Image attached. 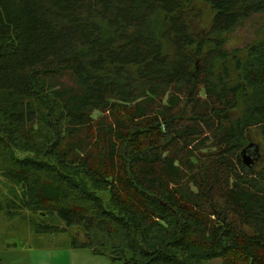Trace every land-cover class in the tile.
<instances>
[{"label": "trees", "instance_id": "16d2710c", "mask_svg": "<svg viewBox=\"0 0 264 264\" xmlns=\"http://www.w3.org/2000/svg\"><path fill=\"white\" fill-rule=\"evenodd\" d=\"M201 1L0 0V210L127 264H264V38L228 47L264 0Z\"/></svg>", "mask_w": 264, "mask_h": 264}, {"label": "rangeland", "instance_id": "374dc122", "mask_svg": "<svg viewBox=\"0 0 264 264\" xmlns=\"http://www.w3.org/2000/svg\"><path fill=\"white\" fill-rule=\"evenodd\" d=\"M207 11L209 6L195 0ZM264 12L254 14L235 31L228 34V47L239 48L242 62L248 58L251 46L264 38ZM241 71L233 69L238 79ZM245 95L241 98L237 112L244 113L247 106ZM69 233L36 234L27 220L11 217L0 210V264H127L124 260H113L108 255L95 254L90 248H74ZM16 243L17 246H9ZM211 264H223L222 258H215Z\"/></svg>", "mask_w": 264, "mask_h": 264}, {"label": "water", "instance_id": "95a60500", "mask_svg": "<svg viewBox=\"0 0 264 264\" xmlns=\"http://www.w3.org/2000/svg\"><path fill=\"white\" fill-rule=\"evenodd\" d=\"M243 159L244 163L246 165H252L259 157V151L257 146H255L254 143H250L244 150H243ZM17 246L16 243L14 244H9V246Z\"/></svg>", "mask_w": 264, "mask_h": 264}]
</instances>
